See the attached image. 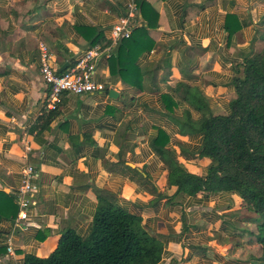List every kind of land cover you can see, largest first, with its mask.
<instances>
[{
  "label": "crops",
  "instance_id": "1",
  "mask_svg": "<svg viewBox=\"0 0 264 264\" xmlns=\"http://www.w3.org/2000/svg\"><path fill=\"white\" fill-rule=\"evenodd\" d=\"M129 1L0 0V189L15 193L29 164L38 184L26 224L14 227L17 214L0 220V264L48 256L66 229L88 238L99 195L163 242L156 264H249L251 249L260 250L246 233L253 225L243 200L230 191L177 195L153 143L205 176L211 160L197 155L203 134L185 124L187 111L199 117L189 101L194 93L213 114L230 111L234 78L264 48V0H143L158 13L157 22L147 17L156 22L153 46L100 58L93 79L104 89L63 93L48 129L30 131L48 111L39 44L56 70L69 68L95 36L108 40ZM138 19L145 26L140 9ZM119 64L131 69L129 83L111 71Z\"/></svg>",
  "mask_w": 264,
  "mask_h": 264
},
{
  "label": "trees",
  "instance_id": "2",
  "mask_svg": "<svg viewBox=\"0 0 264 264\" xmlns=\"http://www.w3.org/2000/svg\"><path fill=\"white\" fill-rule=\"evenodd\" d=\"M135 2L146 24L135 27L128 38L119 42L111 61L120 60L123 49L131 53L135 46L137 52L153 46L148 29L155 26L158 13L143 0ZM147 17H154L156 22L151 23ZM98 43L106 45L109 40H100L97 35L92 45ZM134 59L132 56V63ZM111 71L129 83L126 75L131 73L130 68L119 64L117 70ZM137 75L141 72L136 66ZM233 84L236 97L230 101V111L226 114H213L203 98L194 93L195 100L189 101L199 117L194 121L188 119L187 111L185 124L191 131L203 134L197 155L211 160L205 176L189 172L158 139L153 147L164 158L169 183L177 187V195L230 191L243 200L250 214L246 219L253 225L246 233L260 246V256L252 264H264V48L244 62L242 73L234 78ZM181 85L177 84L176 88ZM58 114V107L43 112L30 131L48 129ZM17 212L15 194L0 189V220L13 219ZM162 251L163 242L143 229L140 216L99 195L88 238L66 229L48 256L27 254L24 264H156Z\"/></svg>",
  "mask_w": 264,
  "mask_h": 264
},
{
  "label": "built area",
  "instance_id": "3",
  "mask_svg": "<svg viewBox=\"0 0 264 264\" xmlns=\"http://www.w3.org/2000/svg\"><path fill=\"white\" fill-rule=\"evenodd\" d=\"M141 23V20L138 19V5L135 0H130L126 6V13L120 16L110 28L109 43L91 46L62 73H58V70L52 66V57L48 47L40 43L39 70L41 78L48 88L46 110L55 109L63 93L82 95L103 90L104 84L93 79L98 60L102 57H110L114 47L122 39L128 38L135 27L142 26ZM36 176L37 171L33 165L29 164L22 170L20 183L14 193L18 203L14 227L20 228L26 224L30 209L36 205L34 199V195L38 191V184L35 182Z\"/></svg>",
  "mask_w": 264,
  "mask_h": 264
},
{
  "label": "rangeland",
  "instance_id": "4",
  "mask_svg": "<svg viewBox=\"0 0 264 264\" xmlns=\"http://www.w3.org/2000/svg\"><path fill=\"white\" fill-rule=\"evenodd\" d=\"M249 241H252V243H253L254 242V239L251 238ZM251 251H252V253H250V255H248L247 258L245 259V261L247 263L249 262V264L254 263V261L256 260V258L260 256V250L259 249H251Z\"/></svg>",
  "mask_w": 264,
  "mask_h": 264
},
{
  "label": "water",
  "instance_id": "5",
  "mask_svg": "<svg viewBox=\"0 0 264 264\" xmlns=\"http://www.w3.org/2000/svg\"><path fill=\"white\" fill-rule=\"evenodd\" d=\"M65 69H66V65L60 68V72H62ZM109 95H110V97L116 98L118 94L115 90L109 89Z\"/></svg>",
  "mask_w": 264,
  "mask_h": 264
}]
</instances>
